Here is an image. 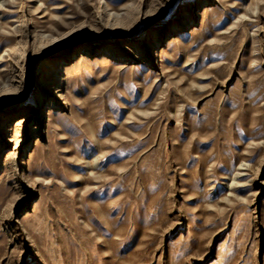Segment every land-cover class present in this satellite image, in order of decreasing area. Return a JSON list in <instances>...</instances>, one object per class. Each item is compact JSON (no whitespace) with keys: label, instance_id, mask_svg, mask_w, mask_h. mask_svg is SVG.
I'll return each mask as SVG.
<instances>
[{"label":"rangeland","instance_id":"374dc122","mask_svg":"<svg viewBox=\"0 0 264 264\" xmlns=\"http://www.w3.org/2000/svg\"><path fill=\"white\" fill-rule=\"evenodd\" d=\"M0 264H264V0H0Z\"/></svg>","mask_w":264,"mask_h":264},{"label":"bare ground","instance_id":"6f19581e","mask_svg":"<svg viewBox=\"0 0 264 264\" xmlns=\"http://www.w3.org/2000/svg\"><path fill=\"white\" fill-rule=\"evenodd\" d=\"M22 121V120H21ZM19 123V122H18Z\"/></svg>","mask_w":264,"mask_h":264}]
</instances>
